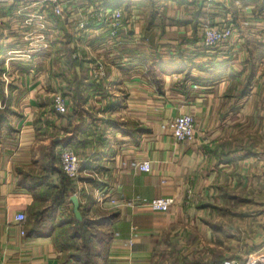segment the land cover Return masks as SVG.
I'll return each mask as SVG.
<instances>
[{"label": "crops", "instance_id": "obj_1", "mask_svg": "<svg viewBox=\"0 0 264 264\" xmlns=\"http://www.w3.org/2000/svg\"><path fill=\"white\" fill-rule=\"evenodd\" d=\"M84 3L83 11L122 9L131 27L105 62L90 58L88 40L96 39L98 53L105 48L98 41L110 29L92 28L77 43L85 62L75 65L68 58L71 79L60 74L53 54L61 51L56 40L71 35L63 20L48 14L51 50L9 65L7 53L27 51L39 35L42 10L31 1L0 8V60L4 55V72L9 71L7 81L4 72L0 79L6 87L11 82V112L0 128V264H78L73 258L78 252L71 244L67 249L62 238L71 230L65 224L75 216L74 206L71 198L61 208L56 202L64 178L60 152L66 145L83 161L80 181H71L81 210L91 219L119 213L109 228L100 229L113 231V238L97 247L99 264H245L264 253V0ZM202 21L236 31L226 46L203 53L209 59L180 44V37ZM142 35L143 43L138 42ZM159 38L163 42L153 45ZM70 47L78 51L73 43ZM255 47L260 57L251 76L249 51ZM101 65L107 74L100 86H106L86 94L79 115L51 112L56 82L73 81L70 89L81 88L83 96ZM158 82L165 83L163 88ZM69 91L65 94L72 100ZM110 105L114 113L107 112ZM184 114L196 121L190 142L177 141L163 123ZM144 161L151 162L149 173L135 166ZM79 191L92 194L89 208ZM100 194L104 198L98 203ZM156 198L176 203L167 212L139 203ZM20 213L27 216L25 224L16 222Z\"/></svg>", "mask_w": 264, "mask_h": 264}, {"label": "built area", "instance_id": "obj_2", "mask_svg": "<svg viewBox=\"0 0 264 264\" xmlns=\"http://www.w3.org/2000/svg\"><path fill=\"white\" fill-rule=\"evenodd\" d=\"M33 2L34 5L41 8L42 14H38V27L39 35L29 45V49L25 52L19 53L22 54L21 59L31 60L34 54H42L52 49V42L50 39L51 36L46 35L47 32L52 27V21L48 14H51L56 18L61 19L71 26H75L77 32L81 35L83 39L90 30L97 29L99 26H94L95 24L89 22L90 20H101L103 23L110 28L109 39L111 46L116 45L120 42L121 32L130 31L131 24L128 20H125L122 9H114L112 12L104 10L101 6L98 8L90 7L87 11V16L80 18L77 22L76 18L73 15L68 16V4L76 3L79 0H0V8H11L13 6H22L25 2ZM89 1V0H87ZM75 8V5H73ZM73 11V10H72ZM70 13V12H69ZM45 32V33H43ZM235 28L233 26H224V27H213L210 25H205L203 27V41L204 45L208 50L217 49L224 46L225 44L230 43L235 36ZM52 35V32H50ZM51 37V38H50ZM13 53V52H11ZM99 75L102 77L105 75L102 66L98 67ZM3 78L8 80V71L3 73ZM68 96L56 95L55 100V111L57 114L66 115L68 114ZM167 128L172 132V136L179 142H190L195 138L196 131V121L192 114H184L175 119H173L168 125ZM61 157V170L63 174L72 181L80 180L82 174V165L83 161L80 155L74 151L71 146H65L60 152ZM136 168L145 173L151 171V162L144 161L141 164L135 165ZM91 177L97 179L98 174L95 171L91 172ZM104 195L100 194L97 199L98 203L103 202ZM124 202V201H123ZM143 206H147L152 209L154 212H167L173 205H175V200L173 198H156L153 200L143 199L140 200ZM128 205H133V202L128 203ZM16 222L20 224H25L27 222V216L24 213H20L16 216ZM133 245V239L130 241L129 246ZM223 264H240L236 261H225ZM245 264H264V253H258L255 256H252Z\"/></svg>", "mask_w": 264, "mask_h": 264}, {"label": "rangeland", "instance_id": "obj_3", "mask_svg": "<svg viewBox=\"0 0 264 264\" xmlns=\"http://www.w3.org/2000/svg\"><path fill=\"white\" fill-rule=\"evenodd\" d=\"M85 0H79V1H77L76 3H71V4H68V7H69V10H68V16L70 15V14H75L76 15V17L74 16V18H76V21L78 22L79 20H80V18H83V17H86L87 16V11H83L82 10V8H85L86 7V4L84 3L83 4V2H84ZM73 5H75V8H73ZM87 6H89V5H87ZM80 9V10H79ZM96 9V8H95ZM104 9V8H103ZM73 10V11H72ZM82 10V11H81ZM80 11H81V15H78V14H80ZM70 12V13H69ZM123 14H124V12H123ZM125 18V17H124ZM103 21V19H101L100 21L99 20H94V19H92V20H90L89 22H92V23H94L95 25L94 26H104V28H107L108 30L110 29L107 25H106V23H103L102 22ZM65 21H63V23H62V25L61 26H63L64 27V29H65V27L67 28L66 29V31H70L71 32V35L69 36V35H65V34H63L62 36L63 37H61L60 39L61 40H64L63 41V43H59V40L60 39H58V40H56V42H57V44L58 45H60L61 47H59V48H61V51L59 52H57V53H53L54 55H55V58H56V62H55V64H60V74H64V75H67V77L68 78H73L72 77V75H74V74H72V69H70V68H68V67H72V64H71V62L69 61V59L72 57H74L73 59L76 61V62H80V61H82V63L83 62H85V60H86V56H85V54L82 52V47L81 46H78V44L77 43H81V41H83L84 39H82L81 37H80V33L79 32H77V30L75 29V26H71L70 24H68V25H64L65 23L67 24V22H65ZM205 25H209V23H207L206 21H202V22H200V24L197 26V30L195 29L193 32L191 31L190 32V35H186L184 38H182V37H180V39H182L181 41H180V44H182V45H191L192 47H193V50H194V52L193 53H195L196 54V56H199V55H201V56H205L203 53H205L206 54V52H208L207 54H212V51H215V50H217V49H219V48H221V47H223V45L221 46V47H219V48H217V49H210V50H208L207 49V47L204 45V41H203V27L205 26ZM210 26H212V25H210ZM213 27H217V26H213ZM122 33V32H121ZM123 33H126V34H128L129 33V30H127V31H124ZM67 34V33H66ZM67 38H66V37ZM103 37H106V38H103ZM103 37H101V38H103V42L101 43L100 41H98V45L99 46H105V48L104 49H102V50H104L105 52H103V51H101V49L99 50V52L97 53V52H95L94 50H96V45H97V41H96V39H94V38H92V37H90L89 38V40H88V42L90 43V46H91V50H92V52L91 51H89V53H90V58H98V59H101V58H103V61L105 62V61H107V59H110L109 57H111V55H112V49H113V47L110 45V42L112 41V40H110L109 39V35L108 34H106V35H104ZM123 37V36H122ZM140 38L138 39L139 41L138 42H141V43H143L144 42V37H143V35L142 36H139ZM123 39V38H122ZM92 40V42H90ZM66 41V42H65ZM174 41V40H173ZM159 42H163V41H161L160 40V38H159V40L156 42V43H154L153 42V45H159V44H161V43H159ZM71 43H73V48H74V46L75 47H77V50L78 51H75V52H70V50H71ZM100 43H101V45H100ZM227 44H225L224 46H226ZM92 46H94V47H92ZM115 50H116V48H115ZM11 52H8L7 53V56H5L6 57V62L5 63H8L9 65H10V62L12 61V62H23L22 60H21V57H18V56H21L22 54H19V53H21V51L19 50H17V51H14L13 53H11ZM185 54H187L186 52H184ZM93 54V55H92ZM99 54V55H98ZM44 55H47V54H44ZM205 57H207V56H205ZM3 58H4V55H3V57L1 58V60L0 61H2L3 60ZM69 58V59H68ZM208 58V57H207ZM18 59H20V60H18ZM209 59V58H208ZM208 59H206V60H204L203 58H201V59H199L202 63L203 62H205V61H208ZM102 61V62H103ZM78 64V63H77ZM103 64V63H102ZM102 67H103V70H104V72H105V75L102 77L101 75H99V70L98 69H96L95 71H93V73H92V78H95V81H98V83L100 84V85H102V79H104V77L106 76V74H107V72H106V69H105V67H104V65H101ZM11 67V66H10ZM78 67H79V65H78ZM18 69V68H17ZM78 69H81V68H78ZM9 72V71H8ZM79 72H81L82 73V70H80ZM154 72H155V70H154ZM264 73V72H263ZM248 74H250V71H249V73ZM249 76V75H248ZM186 78V77H185ZM71 82H73V81H70V83L69 82H56L55 84H54V86H55V88H56V92H55V94L53 95V99H52V106H51V112L53 113V114H57V112L55 111V100H56V95H62V96H64V95H66L65 94V92H67V91H69V92H71L72 93V100H69L68 101V112L70 113V115L71 116H75V115H79V113L80 112H78V107H79V105H80V103L79 102H82V101H79L78 100V98H77V94H76V88L74 87L73 89H70V86L71 87H73L74 85V83H72L71 84ZM159 83V85H160V87L162 86V88H163V85H165V83L164 82H158ZM10 84H11V82H6V85L8 86V87H6V86H4V87H2L1 89V91H0V93H1V97H2V95L4 94L5 95V99L1 102L0 101V108H1V111H0V115H3L4 113V108H5V100L7 99L8 100V98H9V90H8V88H9V86H10ZM190 84L189 83V80H188V82L187 81H185L184 83H183V85H185V86H188V85ZM261 85H263L264 86V83H261ZM104 86H106V83H105V85H103V86H100V88L99 89H104ZM109 87V86H108ZM183 86L180 84V88H182ZM109 89V88H108ZM67 96V95H66ZM124 98H122V100H123ZM17 103V102H16ZM114 108V107H113ZM58 115V114H57ZM96 117H97V115H96ZM144 118H145V116H143ZM59 118V117H58ZM160 119L162 120V115H160ZM52 120H54V119H52ZM126 121H127V123L131 126V127H133L134 126V121H132V120H128V119H126ZM52 122H54L55 123V121H52ZM171 121L170 120H168L167 122H163L164 123V125H165V129H168L167 128V124L168 123H170ZM124 123V122H123ZM163 125V124H162ZM169 130V129H168ZM75 151V150H74ZM76 152V151H75ZM60 163H61V157H60ZM80 180H77V181H74V182H79ZM96 181V180H95ZM83 184V183H82ZM84 187L86 188V190L88 189L87 187H86V185H84ZM256 189V188H255ZM80 192V196H83L84 195V199H86V206L89 208V206H90V203H91V201H92V194L90 193V195H86V194H84V193H86V192H82V191H79ZM89 192H91V190H89ZM83 194V195H82ZM76 195V194H75ZM78 195V194H77ZM76 195V196H77ZM79 196V195H78ZM87 198H88V200H87ZM85 206V207H86ZM87 208V209H88ZM91 210V209H90ZM90 218V217H89Z\"/></svg>", "mask_w": 264, "mask_h": 264}, {"label": "trees", "instance_id": "obj_4", "mask_svg": "<svg viewBox=\"0 0 264 264\" xmlns=\"http://www.w3.org/2000/svg\"><path fill=\"white\" fill-rule=\"evenodd\" d=\"M106 35V34H104ZM250 61H251V69L250 73L251 76H255L256 74V69H257V62L260 57V52L255 48H252L250 51ZM262 54V53H261ZM4 59L0 61V74L5 71L4 67ZM70 61L73 64H77V62L71 57ZM223 67V66H222ZM222 69H225L224 67ZM247 68H244L246 70ZM157 72V68H154L153 71ZM252 79V77H251ZM5 82H3L0 79V91L2 90L1 88L4 87ZM89 85V87H88ZM85 87V94L81 96L80 89L76 91L77 97L79 101H83L84 99L87 100L85 97L86 94L89 91H97L100 88V84L95 81V80H90ZM249 87V86H248ZM84 92V90H83ZM4 98H1V93H0V101L2 102ZM84 100V101H85ZM5 102V108H4V114L0 115V128L1 126L6 122V116L10 114L11 112V92L9 90V98L8 101ZM114 106L110 105L107 108V112L114 111ZM1 111V108H0ZM137 127V126H136ZM137 129V128H136ZM136 132H140V129H137ZM72 180L67 178L64 175L63 178V184L61 190L57 192L56 195V202H57V208H61L66 202H68V199L71 198V196L75 195L76 190L74 186L72 185ZM71 202V201H70ZM81 214L83 219L79 221L75 216L69 219V221L65 225H70L71 230L69 232L62 234V238L65 240V245L67 246V249H75V251L78 252V254L73 255L74 261L78 264H99L98 261L96 260L97 257H99L97 253V247L98 246H106L113 238V231H105L104 233L100 231V229L104 227L111 226L113 222L118 219L119 213H114L111 216L107 218H101V219H91L83 210H81ZM56 212V211H55ZM57 213V212H56ZM72 225V226H71ZM75 227H74V226ZM81 240L83 242V246L81 248H78L76 246V242ZM71 244V247L69 246Z\"/></svg>", "mask_w": 264, "mask_h": 264}, {"label": "water", "instance_id": "obj_5", "mask_svg": "<svg viewBox=\"0 0 264 264\" xmlns=\"http://www.w3.org/2000/svg\"><path fill=\"white\" fill-rule=\"evenodd\" d=\"M70 200H71V202H72V204L74 206V214H75V217L79 221H81L83 219V217H82V214H81V211H80V201H79L78 196L73 195Z\"/></svg>", "mask_w": 264, "mask_h": 264}, {"label": "bare ground", "instance_id": "obj_6", "mask_svg": "<svg viewBox=\"0 0 264 264\" xmlns=\"http://www.w3.org/2000/svg\"><path fill=\"white\" fill-rule=\"evenodd\" d=\"M11 54V53H10Z\"/></svg>", "mask_w": 264, "mask_h": 264}]
</instances>
